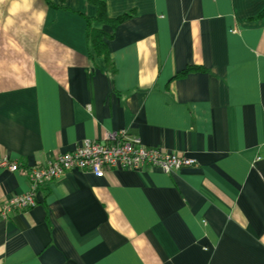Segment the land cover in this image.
Returning <instances> with one entry per match:
<instances>
[{"label":"crops","instance_id":"1","mask_svg":"<svg viewBox=\"0 0 264 264\" xmlns=\"http://www.w3.org/2000/svg\"><path fill=\"white\" fill-rule=\"evenodd\" d=\"M105 3L133 11L91 23L108 62L88 0H0V159L18 165L0 206L28 167L121 128L195 163L67 171L0 216V264H264V0Z\"/></svg>","mask_w":264,"mask_h":264},{"label":"built area","instance_id":"2","mask_svg":"<svg viewBox=\"0 0 264 264\" xmlns=\"http://www.w3.org/2000/svg\"><path fill=\"white\" fill-rule=\"evenodd\" d=\"M194 163L192 157L146 145L127 129H117L107 133L104 138L87 139L71 151L61 152L44 163L28 167L25 172L28 188L3 201L0 216L7 217L15 211L33 207L36 204V194L43 185L61 178L72 169L90 171L101 177L118 168L141 170L154 167L170 173ZM0 166L18 169L17 163L6 157L0 159Z\"/></svg>","mask_w":264,"mask_h":264},{"label":"trees","instance_id":"3","mask_svg":"<svg viewBox=\"0 0 264 264\" xmlns=\"http://www.w3.org/2000/svg\"><path fill=\"white\" fill-rule=\"evenodd\" d=\"M95 7V15L92 17L85 16L86 26H85V35L87 40L91 43L94 52L97 55H103L107 62L109 61L108 57V48L107 41L112 37V34L106 32L101 28H96L91 25L93 21L109 25L114 29L119 23L128 19L133 15V11L123 12L115 17H109L107 14L105 0H88ZM49 4L53 5L50 1ZM59 7L58 5H55ZM257 17H264V8H262ZM203 68L200 65H187L184 69L177 73V75H184L190 71L202 70Z\"/></svg>","mask_w":264,"mask_h":264}]
</instances>
